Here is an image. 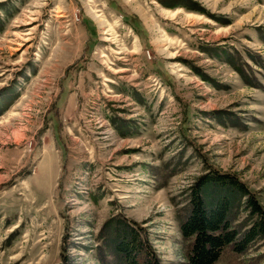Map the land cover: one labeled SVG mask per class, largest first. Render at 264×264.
<instances>
[{
  "label": "rangeland",
  "instance_id": "374dc122",
  "mask_svg": "<svg viewBox=\"0 0 264 264\" xmlns=\"http://www.w3.org/2000/svg\"><path fill=\"white\" fill-rule=\"evenodd\" d=\"M209 169L264 211V0H0V264H102L122 215L187 264ZM234 248L216 264H264Z\"/></svg>",
  "mask_w": 264,
  "mask_h": 264
},
{
  "label": "trees",
  "instance_id": "16d2710c",
  "mask_svg": "<svg viewBox=\"0 0 264 264\" xmlns=\"http://www.w3.org/2000/svg\"><path fill=\"white\" fill-rule=\"evenodd\" d=\"M208 171L194 183L187 216L180 225L183 239L191 242L187 264H216L230 245L242 254L257 237H264V211L249 189L231 174ZM246 198L259 219L239 239L231 214ZM101 234L102 264H163L148 229L123 215L109 220Z\"/></svg>",
  "mask_w": 264,
  "mask_h": 264
},
{
  "label": "bare ground",
  "instance_id": "6f19581e",
  "mask_svg": "<svg viewBox=\"0 0 264 264\" xmlns=\"http://www.w3.org/2000/svg\"><path fill=\"white\" fill-rule=\"evenodd\" d=\"M28 24V23H27Z\"/></svg>",
  "mask_w": 264,
  "mask_h": 264
}]
</instances>
